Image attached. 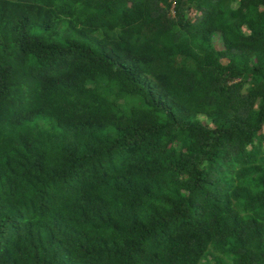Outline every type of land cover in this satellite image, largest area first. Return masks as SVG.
<instances>
[{
	"label": "trees",
	"instance_id": "16d2710c",
	"mask_svg": "<svg viewBox=\"0 0 264 264\" xmlns=\"http://www.w3.org/2000/svg\"><path fill=\"white\" fill-rule=\"evenodd\" d=\"M0 264H264V0H0Z\"/></svg>",
	"mask_w": 264,
	"mask_h": 264
},
{
	"label": "rangeland",
	"instance_id": "374dc122",
	"mask_svg": "<svg viewBox=\"0 0 264 264\" xmlns=\"http://www.w3.org/2000/svg\"><path fill=\"white\" fill-rule=\"evenodd\" d=\"M214 46H216L217 48H220V44L218 41L214 40Z\"/></svg>",
	"mask_w": 264,
	"mask_h": 264
}]
</instances>
